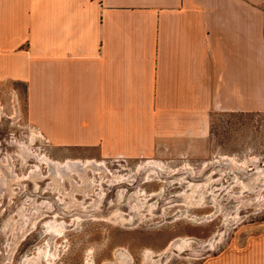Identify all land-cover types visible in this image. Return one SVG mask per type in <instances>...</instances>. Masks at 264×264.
I'll use <instances>...</instances> for the list:
<instances>
[{"label":"crops","instance_id":"obj_1","mask_svg":"<svg viewBox=\"0 0 264 264\" xmlns=\"http://www.w3.org/2000/svg\"><path fill=\"white\" fill-rule=\"evenodd\" d=\"M6 84L51 147L152 156L210 113L264 112V0H0ZM201 264H264V236Z\"/></svg>","mask_w":264,"mask_h":264},{"label":"rangeland","instance_id":"obj_2","mask_svg":"<svg viewBox=\"0 0 264 264\" xmlns=\"http://www.w3.org/2000/svg\"><path fill=\"white\" fill-rule=\"evenodd\" d=\"M25 110L24 88L1 85L0 160L6 163L10 154L18 177L37 164L15 156L37 134ZM30 149L57 162L90 161L93 154L54 148L41 137ZM224 156L246 168L213 163ZM148 160L164 163L170 174L137 176ZM97 162L106 171L85 173L90 193L79 187L80 174L60 181L45 164L39 190L36 174L23 188L0 187L7 191H0V264H201L264 236V112H213L207 135L178 137L152 156ZM24 215L37 222L18 237Z\"/></svg>","mask_w":264,"mask_h":264},{"label":"bare ground","instance_id":"obj_3","mask_svg":"<svg viewBox=\"0 0 264 264\" xmlns=\"http://www.w3.org/2000/svg\"><path fill=\"white\" fill-rule=\"evenodd\" d=\"M38 137H40L39 134L38 135L37 134H33L28 139V143H21L19 152L15 155V156L21 158L23 162H27L28 159L34 158L36 160V163H37V164H35V169L31 170L30 171L31 173L28 176L24 175L23 177H18L16 175V173L14 172V165L12 164L13 158L11 157L10 154H8V156L6 158L7 159L6 160V163H4V162H2L0 160V187L3 185L7 189H10L11 186H14V185H17V183H20V187L23 188L24 187V182H28L31 179H35L36 176L34 177L32 175L33 174H36L37 175V179H39V180L35 182L36 183L35 184V187L37 188V190H39L38 182L39 181H42V179H45L46 178V176L44 177V175L40 171V164H45L50 169V172H51V175L50 176H56V177L59 178L60 181H62L64 179V177L66 179H69L73 174H80V176L83 177L82 178L83 183H82V186H79V187H82L83 188V186H84V188H86L85 192L88 191L90 193L91 192L90 191L91 185H90L89 182L86 181L85 173L87 171H89V170H91L93 173L94 172L95 173H98V171H102V172L106 171V168L104 167V163L97 162V161H93V160H90V161H81V160L71 161V160H67L65 162L53 161L50 158H48L45 154H36V153H34L30 149V146L36 144ZM213 163H216V165L218 164L219 167H224V168H226L224 165H227V164H233L236 167H239L240 169H245L246 168V164H244V163L243 164L237 163L233 158L225 157V156L216 159V161H214ZM219 171H221V170L219 169ZM136 173H138L137 176H139V175L146 176L147 175L148 177H152L153 175H157V176L162 175V176H164L165 174H170V173H166L165 164L162 163V162H160V161H156V160H148V161L144 162L143 164H141L138 167ZM186 173H188L187 170H186ZM102 176H103V174H102ZM121 178H123V177H121ZM118 182L121 183V181H118ZM58 187H60V185H58ZM50 188L53 189V186H51ZM0 189H2V188H0ZM0 191H4L5 193L7 192L5 189L0 190ZM9 191H11V190H9ZM76 192H78V191H76ZM67 210H68V208H67ZM83 210H84V208H83ZM34 219L32 220V222H30L31 220L29 222H27L26 221L27 219L25 218V215H24V216H21L20 217V220L19 221L20 222H24V224H26V225H23L22 223H14L16 226H19L21 224L23 225V226L21 225L22 228H20L19 236L18 237H20V235L23 234L22 230L25 229L24 226H27L28 224L29 225H33L35 223L36 219L35 220ZM18 237H15L14 244H15V242H16V240H17ZM211 247H213V244L211 245Z\"/></svg>","mask_w":264,"mask_h":264},{"label":"water","instance_id":"obj_4","mask_svg":"<svg viewBox=\"0 0 264 264\" xmlns=\"http://www.w3.org/2000/svg\"><path fill=\"white\" fill-rule=\"evenodd\" d=\"M227 169H231V170H234V171H238L239 169L237 167H235L234 165L232 164H227V165H224Z\"/></svg>","mask_w":264,"mask_h":264}]
</instances>
